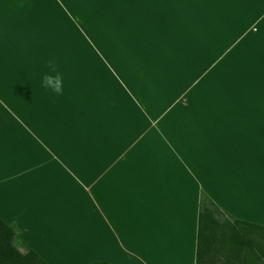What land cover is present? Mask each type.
<instances>
[{
  "label": "crops",
  "instance_id": "crops-1",
  "mask_svg": "<svg viewBox=\"0 0 264 264\" xmlns=\"http://www.w3.org/2000/svg\"><path fill=\"white\" fill-rule=\"evenodd\" d=\"M14 1L0 219L26 249L46 264H195L202 194L220 219L264 227V0ZM49 60L60 96L41 84Z\"/></svg>",
  "mask_w": 264,
  "mask_h": 264
},
{
  "label": "trees",
  "instance_id": "trees-1",
  "mask_svg": "<svg viewBox=\"0 0 264 264\" xmlns=\"http://www.w3.org/2000/svg\"><path fill=\"white\" fill-rule=\"evenodd\" d=\"M218 214L216 206L202 194L195 264H264V227L228 217L220 219ZM16 241L17 230L0 219V264H46L29 248L20 252Z\"/></svg>",
  "mask_w": 264,
  "mask_h": 264
},
{
  "label": "rangeland",
  "instance_id": "rangeland-1",
  "mask_svg": "<svg viewBox=\"0 0 264 264\" xmlns=\"http://www.w3.org/2000/svg\"><path fill=\"white\" fill-rule=\"evenodd\" d=\"M15 1L14 0H0V14H1V17H7V18H11V17H13L14 16V12L11 10V8H10V6H12V7H14L15 6ZM6 5H9V6H6ZM16 19L15 20H11L9 23H8V29H10L11 30V27L13 28V32H15V30H16V25L15 24H18V18L16 17V15L14 16ZM23 23H24V21H23ZM10 24V25H9ZM23 28V27H22ZM22 28H19V29H22ZM28 28V27H27ZM22 31H24V30H22ZM15 34H17L16 32H15ZM21 34V33H20ZM22 35H24V32H22ZM26 36V35H25ZM13 39H14V41H15V45L17 44V43H19L20 45H18V47L21 49V50H23L24 49V51H26V53L24 52V54H23V56H22V58H29V57H27L28 55H29V53L31 52V48H30V46H29V44L28 43H25V42H28V40H23V39H21V38H19V36L18 35H14L13 37H12ZM26 39H28V34H27V36L25 37ZM18 47H17V50H18ZM16 48V47H15ZM17 50H15V52L17 51ZM29 51V52H28ZM23 53V52H22ZM39 55H44V53H39L37 56H39ZM32 62L33 63H35L33 60H32ZM264 166V165H263ZM15 245H16V247L18 248V250L20 251V252H25L26 251V247L23 245V243H21V242H19V241H16V243H15Z\"/></svg>",
  "mask_w": 264,
  "mask_h": 264
},
{
  "label": "clouds",
  "instance_id": "clouds-1",
  "mask_svg": "<svg viewBox=\"0 0 264 264\" xmlns=\"http://www.w3.org/2000/svg\"><path fill=\"white\" fill-rule=\"evenodd\" d=\"M49 72H46L41 77V84L44 88L53 92L56 96L63 94V74L57 69V65L49 60Z\"/></svg>",
  "mask_w": 264,
  "mask_h": 264
}]
</instances>
